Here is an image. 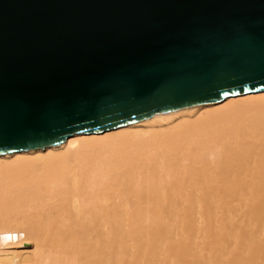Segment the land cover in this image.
Returning <instances> with one entry per match:
<instances>
[{"label":"bare ground","instance_id":"1","mask_svg":"<svg viewBox=\"0 0 264 264\" xmlns=\"http://www.w3.org/2000/svg\"><path fill=\"white\" fill-rule=\"evenodd\" d=\"M0 264H264V91L0 156Z\"/></svg>","mask_w":264,"mask_h":264},{"label":"water","instance_id":"2","mask_svg":"<svg viewBox=\"0 0 264 264\" xmlns=\"http://www.w3.org/2000/svg\"><path fill=\"white\" fill-rule=\"evenodd\" d=\"M264 91V0H0V156Z\"/></svg>","mask_w":264,"mask_h":264}]
</instances>
